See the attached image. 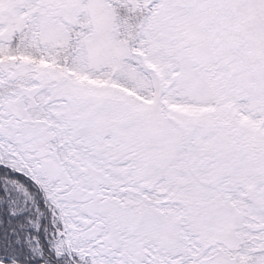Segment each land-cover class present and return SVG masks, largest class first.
<instances>
[{
  "label": "snow or ice",
  "instance_id": "snow-or-ice-1",
  "mask_svg": "<svg viewBox=\"0 0 264 264\" xmlns=\"http://www.w3.org/2000/svg\"><path fill=\"white\" fill-rule=\"evenodd\" d=\"M0 264H264V0H0Z\"/></svg>",
  "mask_w": 264,
  "mask_h": 264
}]
</instances>
